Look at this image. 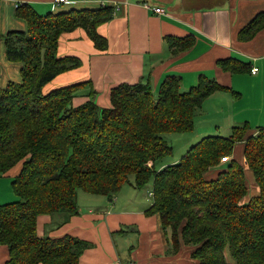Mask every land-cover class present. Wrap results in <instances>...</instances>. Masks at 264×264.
Returning a JSON list of instances; mask_svg holds the SVG:
<instances>
[{
  "label": "trees",
  "instance_id": "1",
  "mask_svg": "<svg viewBox=\"0 0 264 264\" xmlns=\"http://www.w3.org/2000/svg\"><path fill=\"white\" fill-rule=\"evenodd\" d=\"M115 12L107 6L42 15L25 3L16 16L26 21L27 30L1 37L8 61L22 66L21 82L0 84V175L22 161L11 183L19 199L0 205V246L8 249L4 264H80L91 243L70 234L41 237L38 217L62 214L65 223L80 213L79 191L113 201L124 185L144 189L150 182L154 196L145 214L159 217L169 253L184 245L197 264H264V127L252 131L245 123L234 126L228 137H203L178 163L158 168L173 153L164 134L191 132L209 96L224 91L239 97L237 92L205 75L182 91V78L172 75L157 97L149 80L117 85L107 108L94 98L73 105L88 82L45 93L50 81L81 65L77 57L58 55L61 35L83 28L105 51L108 40L98 27L113 20ZM261 30L264 11L237 38L250 41ZM165 41L178 55L196 39L166 36ZM217 65L233 74L251 72L250 63L236 58ZM239 143L246 166L233 157ZM246 167L259 189L248 202L243 201L249 193Z\"/></svg>",
  "mask_w": 264,
  "mask_h": 264
},
{
  "label": "crops",
  "instance_id": "2",
  "mask_svg": "<svg viewBox=\"0 0 264 264\" xmlns=\"http://www.w3.org/2000/svg\"><path fill=\"white\" fill-rule=\"evenodd\" d=\"M25 3L42 15L107 6L116 10L113 20L98 27L99 34L108 40L105 51L94 46L83 28L61 35L58 55L77 57L82 66L58 75L46 85V92L88 82L74 97L73 105L88 101V95L94 90L96 103L107 108L111 106V89L119 84L149 80L157 97L168 76H180V90L187 91L205 75L230 87L239 97L218 91L203 102L195 116L194 130L199 123L204 127L197 133V140L210 136L208 131L212 124L202 117L205 110L213 112L215 133L221 132L219 135L223 137L230 136L234 126L245 123H249L252 131L264 127V30L250 41L242 42L237 38L239 31L264 11V0H68L62 5H55L53 0H0V80L5 84L21 82L22 66L8 61L1 37L8 31L27 30L26 21L16 16L18 5ZM146 4L163 8L164 13L157 14ZM188 35L195 37V45L188 51L173 54L166 44V36ZM228 58L248 62L251 69L256 67L259 73L233 74L220 69L217 61ZM233 157L246 166L243 144L235 146ZM178 161H164L159 168ZM12 170L0 175V205L17 196L11 185L17 174ZM247 172L251 174L246 167ZM216 174L217 171L212 172ZM126 189L123 192L122 188L124 194H117L113 201L107 196H90L79 191L80 213L65 223L61 222L65 217L62 214L39 216L38 235L57 238L70 234L90 242L91 246L84 249L80 257V264H183L187 260L197 264L190 257V248L184 245L177 253L165 255L167 241L159 217L145 214L152 203L145 205L148 201L139 193L142 189L132 186ZM122 227L132 229L129 231L132 238L118 233ZM128 246L134 251L125 256L121 247L128 249ZM7 257L8 249L1 245L0 264H4Z\"/></svg>",
  "mask_w": 264,
  "mask_h": 264
},
{
  "label": "rangeland",
  "instance_id": "3",
  "mask_svg": "<svg viewBox=\"0 0 264 264\" xmlns=\"http://www.w3.org/2000/svg\"><path fill=\"white\" fill-rule=\"evenodd\" d=\"M80 66H82V62H81V65ZM79 68V67H78ZM1 81V80H0ZM0 84H1V86L3 87V86H5L6 84L4 83V82H0ZM60 88V87H59ZM188 91V90H187ZM80 92V91H79ZM45 93H47L46 91H45ZM78 96V95H77ZM88 97H90V99H93V97L92 96H90V95H88ZM89 99V100H90ZM212 115H214L213 114V112L210 110V111H206L205 110V113L203 114V116L202 117H206L205 119H206V121L207 122H211V124H212V127H211V130H209L208 132H209V134L208 135H212V136H219V134L221 133L220 131H224V130H222V129H220V133L219 134H216L215 132H216V128H215V125H214V123H213V120H212V118H211V116ZM202 129H204V127L203 126H201L200 125V123L198 124V126L196 127V129L195 130H192L191 132H187V133H172V134H164L163 135V137L165 138V140L170 144V146H172L173 147V153L170 155V156H168V157H166V159L165 160H163V161H173L174 159H181V157L186 153V151L190 148V147H192L195 143H197L200 139H202L203 137L202 136H199V137H202V138H200L199 140H197L198 139V136H197V133H199L200 131L199 130H202ZM222 133H225V132H222ZM202 135V134H201ZM221 136H223L222 134H221ZM226 137V136H225ZM189 143V144H188ZM175 163H178V162H175ZM175 163H173V164H175ZM172 165V164H171ZM21 168H22V161L21 162H19L14 168H13V170L11 171L12 173H16L17 175L19 174V172H20V170H21ZM158 168H159V165H158ZM133 180H134V177L133 176H131L130 177V181L131 182H133ZM246 183H247V185H248V187H249V193H248V195L245 197V198H243L244 200V202H248L252 197H254V196H257L258 195V193H259V190L257 189V187H256V185H255V182H254V179H253V177L251 176V174L249 173V172H247L246 173ZM133 187V185L132 184H130V183H128V184H126V185H124V191L123 192H125V190H128V189H126V188H129V187ZM153 184H152V182H150L144 189H142V190H139V193L142 195V196H144V198L145 199H147V201L148 202H146V204L145 205H149V204H151L152 203V197L149 195L150 194V192L153 190ZM122 191L121 192H119V193H117V194H124ZM117 194L115 195V196H117ZM16 196V195H15ZM90 196H92V195H90ZM95 196H99V195H95ZM95 196H93V197H95ZM95 198H98V197H95ZM19 199V197L18 196H16V198L14 199V200H10V201H7V202H4V203H9V202H13V201H17ZM4 203H2V204H4ZM143 203V202H142ZM130 230H132L131 228H129V230H126L127 232H125V237L124 238H129V237H131L132 238V236H131V232H129ZM170 240V235L168 234V236H167V240ZM121 250H122V254H124L125 256H127V255H129L132 251H134V248H129V246H128V249H126V248H122L121 247ZM165 255L166 256H170V255H173V254H171V253H169L168 252V246H167V249H166V251H165ZM183 264H190V260H187L185 263H183Z\"/></svg>",
  "mask_w": 264,
  "mask_h": 264
},
{
  "label": "built area",
  "instance_id": "4",
  "mask_svg": "<svg viewBox=\"0 0 264 264\" xmlns=\"http://www.w3.org/2000/svg\"><path fill=\"white\" fill-rule=\"evenodd\" d=\"M53 2H54V4L55 5H59V4H61L62 5V3H66V2H68V0H53ZM148 9H151L152 7H150L149 5H145ZM153 9V11L155 12V13H157V14H163L164 13V9L163 8H160V7H156V8H152ZM251 73L253 74V75H256L257 73H259V69L258 68H256V67H254V68H252L251 69ZM227 160V158H222V161H226ZM152 198H153V196H154V193H153V190L150 192V194H149Z\"/></svg>",
  "mask_w": 264,
  "mask_h": 264
}]
</instances>
